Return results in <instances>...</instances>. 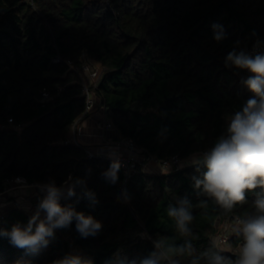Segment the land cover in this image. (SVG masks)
I'll return each mask as SVG.
<instances>
[{
    "label": "trees",
    "instance_id": "16d2710c",
    "mask_svg": "<svg viewBox=\"0 0 264 264\" xmlns=\"http://www.w3.org/2000/svg\"><path fill=\"white\" fill-rule=\"evenodd\" d=\"M214 23L226 32L221 42L213 38ZM257 41H264V0H0V192L17 177L33 184L54 179L58 186L69 175L81 178L99 202L91 206L74 197L63 204L73 203L102 223L98 236L82 238L73 221L57 229L37 255L0 237L4 264H52L68 253L93 264L115 255L145 257L157 237L183 242L167 217L169 204L204 199L193 187L194 165L151 175L147 162H140L126 186L121 168L111 185L102 173L113 160L90 158L86 146L64 145L85 112V97L78 76L53 63L57 54L78 63L86 52L106 69L98 106L121 137L134 140L142 157L182 161L210 147L224 132L225 117L252 95L241 83L247 73L225 67L224 59L237 42L251 51ZM44 89L52 95L46 103ZM171 98L176 100L167 103ZM15 192L0 197V213L4 203L12 205L2 229L26 224L32 215L13 208ZM253 199L249 193V203L229 213L211 201L195 207L196 251L210 248L220 227L250 212ZM241 242L234 235L232 246Z\"/></svg>",
    "mask_w": 264,
    "mask_h": 264
},
{
    "label": "clouds",
    "instance_id": "9594fccd",
    "mask_svg": "<svg viewBox=\"0 0 264 264\" xmlns=\"http://www.w3.org/2000/svg\"><path fill=\"white\" fill-rule=\"evenodd\" d=\"M212 30L216 42L226 38L223 25L214 23ZM224 64L247 73L241 83L252 95L225 117V130L213 144L193 154L188 161L198 173L192 177L193 187L204 199L193 205L182 198L176 206L169 204L166 209L167 217L174 222L175 232L183 242L157 237L152 241L154 250L149 255L136 258L115 255L105 264H182L181 258H186L187 264H264V41H257L251 51L240 48L237 42ZM120 167L114 160L102 173L109 184L117 183ZM36 188L40 196L27 223L18 222L10 230L0 228V237L7 238L13 246L28 254L37 255L55 239L57 229H67L73 221L82 238L99 235L100 221L77 211L73 203H61L62 199L74 197L77 202L81 197L86 198L91 206L99 202L84 179L69 175L59 186L54 179H49L38 183ZM249 193H254L251 211L238 217L232 228L233 234L242 241L237 259L232 260L216 251L223 250L220 247L223 241L219 238L211 240L210 248L197 252L191 240L193 209L206 208L211 201L229 213L238 205L248 204ZM121 196L125 202L130 200L126 189ZM52 264H93V261L79 253H68Z\"/></svg>",
    "mask_w": 264,
    "mask_h": 264
},
{
    "label": "built area",
    "instance_id": "2783aa9c",
    "mask_svg": "<svg viewBox=\"0 0 264 264\" xmlns=\"http://www.w3.org/2000/svg\"><path fill=\"white\" fill-rule=\"evenodd\" d=\"M54 64H65L69 67L70 71L74 72L78 76L79 84L82 87V91L85 97V112L81 118H79L76 123L73 125L71 130L70 137L63 142L64 145H75L81 148H85V145L81 144L79 141V126L80 122L83 119L84 116L90 117L93 110L96 107L97 104V89L99 87V84L101 80L104 77V74L106 72V69L102 67L101 65L95 63L94 61L90 60L86 54V52H83L80 60L78 63H74L72 60H66L64 59L60 54H57L53 58ZM52 99V95L49 92V90L44 89L41 93V102L46 103ZM105 120L101 121L99 124V127L103 130H115V127L113 123L106 118V115L104 113ZM85 118V117H84ZM12 123V120L9 121ZM73 136V137H72ZM107 145H112L116 147L117 149H127L128 154L125 156H117L115 158H112L111 160H116L120 163L121 169L124 171L125 181L124 185L128 183L132 175L137 171L138 163L140 162H151L154 166L161 169L163 172H172V171H178L181 170V159L178 156H174L169 159L165 160H158L155 158H146L142 157L140 154V151L136 147V143L131 138H124L119 137L118 139H110L109 141H105ZM88 156L90 158L98 157L96 156L91 150L86 149ZM99 158H106V157H99ZM140 158V159H139ZM110 159V158H106ZM37 184L29 183L24 177H17L13 180H9L7 183V186L5 187V191L0 192V197L3 195H6L8 193L18 191L20 189H32L37 190L36 188ZM125 188L123 187V190ZM40 194H37L33 198V207H32V214L36 209L38 199ZM61 203L63 204V199L61 200ZM13 208H24V205L21 201L16 200L13 204ZM8 217V211H2L0 213V223H3L6 221ZM236 220V219H235ZM235 220L231 223L225 224L222 227L219 228L217 234L215 235V238H219L223 243H221L220 247H226L229 249V252L233 255H237L239 252V246L233 247L232 246V240L234 237V234L232 232V228L235 224Z\"/></svg>",
    "mask_w": 264,
    "mask_h": 264
},
{
    "label": "crops",
    "instance_id": "0c3cea01",
    "mask_svg": "<svg viewBox=\"0 0 264 264\" xmlns=\"http://www.w3.org/2000/svg\"><path fill=\"white\" fill-rule=\"evenodd\" d=\"M103 111V110H102ZM104 114V111H103ZM101 123V113L95 111L93 115H90L85 121L81 122L79 126V141L85 145L87 149L91 150L98 157L115 158L119 155L125 156L128 154L127 149H117L112 145H107L105 141L110 139H118L120 134L116 130H103L99 127ZM73 137V136H72ZM140 159V158H139ZM149 171H161L160 168L151 165L148 167ZM15 192V191H14ZM39 192L32 189H20L16 190L15 194L18 195L19 201L24 205V209L32 211L33 207V195H37ZM22 197V198H21ZM4 209H12V205L8 202L4 203Z\"/></svg>",
    "mask_w": 264,
    "mask_h": 264
},
{
    "label": "rangeland",
    "instance_id": "374dc122",
    "mask_svg": "<svg viewBox=\"0 0 264 264\" xmlns=\"http://www.w3.org/2000/svg\"><path fill=\"white\" fill-rule=\"evenodd\" d=\"M97 101V100H96ZM99 105V103H98V101H97V104H96V107H95V109L93 110V112H92V114L91 115H93L94 113H95V111H98V112H100L101 113V121H104L105 120V117H104V114H103V111H102V109L100 108V106H98ZM190 160V158L189 159H186V160H182V162H181V167L183 168V167H187V166H190V165H192V164H190L188 161ZM151 165H153L151 162H147L146 163V165H145V172H147L148 174H151V175H159V174H163L164 172L163 171H158V172H156V171H149L148 170V167H151ZM223 250L222 251H228L229 252V249L228 248H226V247H221ZM0 264H4V261L3 260H1L0 259Z\"/></svg>",
    "mask_w": 264,
    "mask_h": 264
},
{
    "label": "water",
    "instance_id": "95a60500",
    "mask_svg": "<svg viewBox=\"0 0 264 264\" xmlns=\"http://www.w3.org/2000/svg\"><path fill=\"white\" fill-rule=\"evenodd\" d=\"M175 100H176V98H171V99H168L166 102L169 103V102H173Z\"/></svg>",
    "mask_w": 264,
    "mask_h": 264
}]
</instances>
